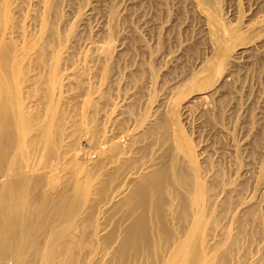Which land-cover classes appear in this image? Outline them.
<instances>
[{"label": "bare ground", "instance_id": "bare-ground-1", "mask_svg": "<svg viewBox=\"0 0 264 264\" xmlns=\"http://www.w3.org/2000/svg\"><path fill=\"white\" fill-rule=\"evenodd\" d=\"M177 1L208 56L157 95L153 68L119 69L111 10L82 44L66 0H0V264H264V195L246 199L238 149L225 170L182 123L199 108L222 132L236 69H264V17L232 26L228 0ZM249 119L255 194L264 145Z\"/></svg>", "mask_w": 264, "mask_h": 264}, {"label": "rangeland", "instance_id": "rangeland-1", "mask_svg": "<svg viewBox=\"0 0 264 264\" xmlns=\"http://www.w3.org/2000/svg\"><path fill=\"white\" fill-rule=\"evenodd\" d=\"M66 1L69 3L70 8L66 9L68 20L72 21L74 15L79 11L81 12L83 21H81V25L79 24L78 31L82 36L80 37L82 44L85 39L96 42L103 36V31L110 23L107 17L108 11L113 12L114 21L112 24L115 26V40L116 44L121 46L118 50L121 54L118 61L119 69H121V72H126L133 71L137 66H140L142 71L147 69V74L144 77L146 78L153 68L155 78L152 83V91L157 95L164 92V89L173 86L181 70L180 68L196 70L199 60L208 56L209 44L204 39V28L201 22L196 16L193 17L189 13L186 18L185 16L181 17L178 14L180 6L177 0H163L166 8L163 12L157 9L156 5H159L154 0ZM165 12L167 13L165 14ZM225 16L224 18L227 19L225 21L232 26L236 24L241 27L251 25L257 22L256 20L263 19L264 0H228ZM192 64L193 66H191ZM254 64L252 67L251 65L242 64V67L236 69L238 81L232 86L238 93L239 100H237L238 103H236L235 108L233 106L236 104L226 108L225 119L219 124L222 132L213 130L212 127L203 124L199 108H193L194 110H191L182 123L184 128L192 134V138L206 147V152L210 154L213 161L225 170L232 171L234 169L233 150L238 149L239 153L236 160L239 159L240 166L243 168L240 176L246 180L248 179L251 185L250 192L247 191L245 197L248 194L246 199L253 196L257 202L261 203L264 197V188L263 190H257L258 193H255L257 197L251 192L257 174V168H254V166L257 167V163L251 160V149L247 146L250 143L248 140L253 135L247 128L250 124V113L255 120L253 131L258 130V132H261L260 137L264 145V69L260 68L262 67L260 64H258L259 67L257 64L253 67ZM148 86L146 85V90L149 88ZM208 105L210 106L211 103ZM250 160L254 164L253 166L250 164V166L256 172L249 166ZM247 165L249 168H247ZM250 168L251 171L253 170L252 173L249 171ZM250 174H253V176H250ZM260 195L263 197H260Z\"/></svg>", "mask_w": 264, "mask_h": 264}]
</instances>
